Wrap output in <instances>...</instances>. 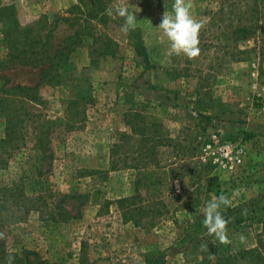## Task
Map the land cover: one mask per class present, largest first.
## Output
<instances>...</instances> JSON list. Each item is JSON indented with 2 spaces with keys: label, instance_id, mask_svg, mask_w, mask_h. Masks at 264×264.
Segmentation results:
<instances>
[{
  "label": "rangeland",
  "instance_id": "rangeland-1",
  "mask_svg": "<svg viewBox=\"0 0 264 264\" xmlns=\"http://www.w3.org/2000/svg\"><path fill=\"white\" fill-rule=\"evenodd\" d=\"M191 2L194 18L205 20L199 57L170 53L158 28L174 0H111L114 14L127 7L136 15L149 65L121 31L124 18L111 15L106 31L119 43L117 56L94 53L86 39L60 83L43 89V105L12 96L0 103V140L8 141L0 145V195L32 172L40 156L34 129L43 127L55 157L46 175L50 189L83 196L69 201L76 218L67 222L32 211L7 219L8 251L34 250L57 264H146L145 255H163L165 264H215L217 257L195 243L217 245L221 254L257 247L261 227L240 222L236 212L264 196V25L257 39L236 42L231 31L252 20L247 2ZM226 2L234 5L221 12ZM76 3L0 0V60L32 38V28L68 17ZM10 66L0 69L10 81L0 79V90L38 82V70ZM8 115L15 127L9 136ZM209 144L233 155L243 150L241 164L222 168L208 155ZM138 193L146 216L134 212L126 222L118 201ZM221 194L232 201L220 209L228 245L203 225L206 203ZM198 226L202 232L194 235Z\"/></svg>",
  "mask_w": 264,
  "mask_h": 264
},
{
  "label": "trees",
  "instance_id": "trees-1",
  "mask_svg": "<svg viewBox=\"0 0 264 264\" xmlns=\"http://www.w3.org/2000/svg\"><path fill=\"white\" fill-rule=\"evenodd\" d=\"M110 2L111 0H77L68 12V17H57L44 27L32 28V38L28 35L23 43L12 45L11 50L0 60V69L6 70L8 65H11L12 69L18 65L32 67L39 71V79L33 86L14 85L10 89L2 88L0 103L7 101L6 96H12L43 105L45 101L42 96L43 89L57 86L60 83L61 71L68 65L71 56L86 39H92L94 53L117 56L120 50L119 43L106 31L113 18L107 14V10L112 9ZM238 2H247L246 4L250 7L248 13L252 20L248 25L239 23L231 31V38L236 42L257 39L264 25V0H238ZM233 5L234 3L228 2L221 12L227 6ZM112 10L115 15L114 9ZM232 27L233 25L230 24L229 28ZM129 39L132 40L131 46L136 55L149 65L146 48L135 29L129 31ZM0 79H3L6 85L10 83L7 76H0ZM8 116L9 136L15 127H13V116ZM34 131L35 151L40 156L32 164V172L26 174L20 182L8 189L6 196L0 195V233H3L7 219L22 218L23 213L31 211L41 213L54 222H67L76 218V215L68 209V203L70 200L83 196L57 195L50 189L46 175L54 168V153L50 143L44 142L46 133L43 127L35 128ZM6 143H8L6 139L0 140V145ZM118 204L126 222L130 221L134 212L146 216L147 207L142 204V197L139 193L134 198L119 200ZM132 206L134 210H131ZM236 215L240 222H250L252 225L261 227L262 238L257 247L221 254L218 253L217 245H207L208 252H212L217 257L215 264H264V196L250 203L247 208L237 211ZM201 232V226L194 229V235ZM202 244V242L195 243L193 247H200ZM9 256L12 257V264H57L45 259L34 250L23 249L20 252H10L6 248L5 238L0 239V264H7ZM144 257L146 264H165L163 255L157 258H151L150 255Z\"/></svg>",
  "mask_w": 264,
  "mask_h": 264
},
{
  "label": "clouds",
  "instance_id": "clouds-1",
  "mask_svg": "<svg viewBox=\"0 0 264 264\" xmlns=\"http://www.w3.org/2000/svg\"><path fill=\"white\" fill-rule=\"evenodd\" d=\"M193 5L191 0H174L172 12L164 11L162 14L158 28L162 30L164 36L170 42V53L175 55H184L188 59L199 57L201 50L199 48V34L205 26L203 18H194L191 9ZM108 15H113V10H107ZM115 14L124 18V24L121 31L124 33L134 30L137 27L136 15L129 12L127 7H119L115 9ZM231 199L221 194L218 197L213 196L206 203L204 208L203 225L207 229L209 235L215 236L216 240L222 245L231 244L232 241L228 237L227 225L228 220L221 214V207L231 206ZM246 212V210H245ZM4 233H0V239H4ZM243 235L240 241H245ZM202 250L207 249L206 244H202ZM210 259L215 257L210 255ZM7 264H12V257L7 258Z\"/></svg>",
  "mask_w": 264,
  "mask_h": 264
},
{
  "label": "built area",
  "instance_id": "built-area-1",
  "mask_svg": "<svg viewBox=\"0 0 264 264\" xmlns=\"http://www.w3.org/2000/svg\"><path fill=\"white\" fill-rule=\"evenodd\" d=\"M213 138L216 140L217 136L214 135ZM206 151L208 155H211L215 162L221 165L222 168L234 167L237 164H241V156L243 150H240L236 155H233L232 150L227 147H218L212 144L207 145Z\"/></svg>",
  "mask_w": 264,
  "mask_h": 264
}]
</instances>
